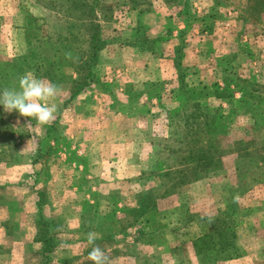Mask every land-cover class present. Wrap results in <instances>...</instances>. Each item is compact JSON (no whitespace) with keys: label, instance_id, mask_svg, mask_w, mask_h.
I'll use <instances>...</instances> for the list:
<instances>
[{"label":"rangeland","instance_id":"rangeland-1","mask_svg":"<svg viewBox=\"0 0 264 264\" xmlns=\"http://www.w3.org/2000/svg\"><path fill=\"white\" fill-rule=\"evenodd\" d=\"M181 1L0 0V66L21 57L23 71L61 89L55 139L40 142L34 168L28 157L49 125L28 126L0 106L18 147L16 161L0 163V264H43L36 190L61 241L48 264H92L89 232L109 264H264V125L239 106L244 91L264 108V12L251 15L249 0ZM137 11L154 54L129 46ZM26 15L36 19L27 35ZM90 23L100 27L101 61L95 81L71 97L79 65L65 53L84 57ZM217 87L233 97H208ZM192 109L220 114L226 127L209 167L193 161L210 129L186 125ZM228 205L238 209L236 258L198 255L193 241Z\"/></svg>","mask_w":264,"mask_h":264},{"label":"trees","instance_id":"trees-1","mask_svg":"<svg viewBox=\"0 0 264 264\" xmlns=\"http://www.w3.org/2000/svg\"><path fill=\"white\" fill-rule=\"evenodd\" d=\"M130 3H133V0H129ZM252 2L251 7L249 8V12L251 15L254 14H261L264 12V0H249ZM164 2L167 5H173L182 3L181 0H164ZM84 6L83 3L78 4L77 7ZM28 18V25L26 23V28L24 29L26 35L32 33V22L36 21L35 18L31 16H27ZM144 13L143 11H137L136 12V28H134L132 38L135 40L134 43H130L129 46L135 49H139L142 51V44H146V50H144L147 53L154 54L153 47L149 46V41L146 37L143 36V28L147 27L146 23L144 22ZM91 24V23H90ZM91 34L89 35L88 39V46L87 51L83 53L84 57H80L79 61L76 62V64L79 65L77 74L79 76V80H73L72 84L74 85V89L72 90L71 97L77 96L78 93H80L84 88L89 87L94 81H95V66L97 63H100L101 58L99 56L101 49L103 48V39H101L100 35V27L98 24L92 23L91 24ZM140 35V36H136ZM70 37H73L72 40L69 41L70 43L73 41L74 43L77 42V38L80 35L72 34V32L69 34ZM66 42V41H65ZM181 48L182 47H175L174 53L177 56L178 59H182L181 55ZM82 56V55H81ZM83 61V62H82ZM52 65V62L50 61L46 65H43L45 67H50ZM4 66V68H3ZM34 64H27L26 68H34ZM179 66V64H178ZM3 68V71L0 72V92H2L5 88H13L18 87V80L21 76L25 75L26 71H23L24 69V62L21 59V57L16 58L12 62H4L0 66ZM33 70V69H32ZM52 80V79H50ZM4 84V88L2 87ZM242 95L241 99L239 101V106L243 107L246 110H252V118L255 120V123L257 124L260 120L263 121L264 125V108L257 104L256 109L252 108L255 107V101L253 99L259 97H254L253 95H249L250 99H248V93H245L244 91H241ZM194 95V92H191ZM233 97L232 94L229 91H220V87H217L216 90L212 91L208 94V97L215 98L216 100H223L224 97ZM264 101V99H261ZM198 104H196V107L198 108ZM259 108V109H258ZM0 109H2L0 107ZM208 109V107H207ZM193 110V109H192ZM16 114L17 112L14 111ZM187 117L185 119V123L187 126L190 124L193 125L194 128L202 129V127L209 128L210 132H207L203 129L202 135L199 137L201 140V137L206 138L205 136L209 135V141H208V149H205L206 147H199L201 151L199 150V154L196 155L194 158V162L196 163L197 167H209L211 166L212 158L207 155L209 150L211 151L213 148V145L215 141L217 140L216 137L220 134L225 133L226 127L219 124V121L221 120L220 114H216L211 116L209 113H201L197 114L194 113V110L189 113V115H185ZM55 123L52 125L47 126L45 137H43L41 140L36 137L37 145L40 147L34 154L30 155L28 157L29 164L32 165L34 168L36 164H38L39 160L42 158V156L45 155L43 153V145L40 142H44L45 144L49 139H55V135L53 136V132L55 130ZM199 134V133H198ZM207 141V140H206ZM41 144V145H40ZM204 145V144H203ZM206 145V144H205ZM17 141L15 139V133L12 132L10 125L7 124L3 119V112L0 110V163L5 161H16L17 153ZM51 149L49 148V154ZM194 155V153H192ZM195 156V155H194ZM8 158V159H7ZM196 160V161H195ZM39 172V171H38ZM38 172H34L35 174H38ZM36 184V183H35ZM36 194V201H35V207H36V214H35V226H36V237L35 242L39 243L41 248V254L43 258V264H48L50 262L51 254L60 246V239L57 237V223L53 219H49L44 215V206L46 203V193L44 190L42 191H35ZM237 207H231L228 205L226 209L218 211V214L216 217H213L210 219V225H211V231L202 237H199L192 243V248L194 251L197 252L198 255L200 254H208L210 251L214 250L215 254H218L219 256L223 254L220 259L223 261H228L231 259L236 258L237 252L233 249V243L235 240V227L238 225L239 217L237 216ZM145 214V212H142L140 216ZM232 249L231 252H229V249Z\"/></svg>","mask_w":264,"mask_h":264},{"label":"clouds","instance_id":"clouds-1","mask_svg":"<svg viewBox=\"0 0 264 264\" xmlns=\"http://www.w3.org/2000/svg\"><path fill=\"white\" fill-rule=\"evenodd\" d=\"M65 58L74 63L79 61V57H74L71 52L65 53ZM60 92L58 85L48 80L38 79L29 72L19 78L18 87L5 88L0 92V106L5 113L17 112L19 117L25 118L26 125L31 126V121L35 120L36 126L43 128L55 120L58 107L55 101ZM20 123V119H17L16 124ZM98 235L95 232L87 234V244L92 246L87 259L92 264H109V258L105 252L95 244Z\"/></svg>","mask_w":264,"mask_h":264}]
</instances>
